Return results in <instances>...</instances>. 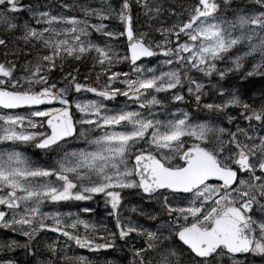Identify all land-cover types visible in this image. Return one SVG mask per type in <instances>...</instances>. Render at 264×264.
I'll return each mask as SVG.
<instances>
[{
	"label": "snow or ice",
	"instance_id": "obj_1",
	"mask_svg": "<svg viewBox=\"0 0 264 264\" xmlns=\"http://www.w3.org/2000/svg\"><path fill=\"white\" fill-rule=\"evenodd\" d=\"M59 7L0 0V227L22 237L0 239V264H95L117 238L126 264H264V92L246 79L264 80V0ZM95 198L110 227L74 203Z\"/></svg>",
	"mask_w": 264,
	"mask_h": 264
},
{
	"label": "flooded vegetation",
	"instance_id": "obj_2",
	"mask_svg": "<svg viewBox=\"0 0 264 264\" xmlns=\"http://www.w3.org/2000/svg\"><path fill=\"white\" fill-rule=\"evenodd\" d=\"M70 145H71V147L81 146L78 143H72ZM27 152H28V154H31L30 148L27 150ZM33 153H34L35 159L43 156V153L41 152V150L37 149V148L33 151ZM135 192H136V190H132V189L127 190L125 192L127 202H129L131 200L130 197ZM145 199L146 198L139 195V197L136 200H138L139 204H143L145 202ZM74 203L78 204L80 208H90L91 209L90 217L93 218L97 223L106 224L109 227L111 226L110 222H109V217H108V213H109L110 209L104 204V202L101 198H95L90 202H74ZM43 210L49 211V208L45 207ZM124 214L126 215L125 209H124ZM13 236L15 239L22 241V237L19 234H13L10 229H4V228L0 227V239H4L6 237H13ZM55 238H56V234L52 233L50 231L47 233H41L40 234V240L41 241H47V240H51V239H55ZM60 239L64 240L63 237H60ZM115 244L117 247L115 249L110 250V251H98V252H95L91 255H89V253H87V252L81 251L79 254L89 255V258L92 259L95 262V264H96L97 259L100 262H104L113 255V252L117 251V253H119V251H120L119 246L122 245V241H120L117 238L115 241ZM33 246L35 248H39V242H34ZM125 246H127V245H125ZM40 251H43V250L40 249ZM76 251H78V246L70 245L69 250H68V255H72L73 252H76ZM14 255L19 257V259H21V260L27 259V257H25V255H24L22 249L14 250ZM248 259H249V264H261V259L259 256L249 257Z\"/></svg>",
	"mask_w": 264,
	"mask_h": 264
},
{
	"label": "rangeland",
	"instance_id": "obj_3",
	"mask_svg": "<svg viewBox=\"0 0 264 264\" xmlns=\"http://www.w3.org/2000/svg\"><path fill=\"white\" fill-rule=\"evenodd\" d=\"M64 2H66V3H72V0H64ZM78 2L79 3H84V0H78ZM58 4H60V0H58ZM53 6L55 8V13H59L60 12L59 5H58V7L55 4ZM65 14H72L71 13V10H65ZM92 38L93 39H96V36L93 35ZM152 63H155V61H152ZM113 70L114 71H126V70H128V68L120 69V68H115L114 67ZM246 70L247 69H245V71ZM243 75H244L243 72L239 73V75L230 74L222 82L223 83V86L225 87V89H228L230 87H236V86H238L236 82L239 80V77L240 76H243ZM246 79L249 80L250 82H254V85L251 88V90L247 93V96L249 98H251L252 95H253V93H255L256 97L259 98L261 96V93L264 92V80L260 79L259 77H246ZM209 80L211 81L212 84H214V83H216V77L213 76V77H210V78H208V79L205 80L206 89L209 92V96H211V94H212V88H211V86L209 84ZM89 98H91V97H89ZM121 102L122 101H116V104H119ZM250 102H252V101L250 100ZM255 102L256 103H259V99H257ZM232 114H235V113H232ZM0 147H3L2 142H0ZM70 147H71V145H70ZM26 154H28L27 151H26ZM28 155H30V154H28ZM138 197H139V195L137 194V192H135L134 194L131 195V197H130L131 200L129 202H127V207L125 208L126 216H130L131 219H133V220H135V221H137L139 223H145V221H146L147 218L144 217V216L138 215V213L143 212V211H146V210H150L152 208V202H150L147 199H145V202L143 204H139L138 200H136ZM133 205H136L137 206L136 210L135 211H129V209H131V207ZM145 226H148V225L145 224ZM136 243H140V242L139 241H136ZM127 247L128 246H125L124 245L125 250L127 249ZM121 259H123L124 262H125V264H126L127 257L124 256V253L121 252V251H119V253H117V251H116V252H113V255L109 259H107L106 261H108V260L118 261V260H121ZM100 263L103 264V262H100L97 259L96 260V264H100Z\"/></svg>",
	"mask_w": 264,
	"mask_h": 264
},
{
	"label": "trees",
	"instance_id": "obj_4",
	"mask_svg": "<svg viewBox=\"0 0 264 264\" xmlns=\"http://www.w3.org/2000/svg\"><path fill=\"white\" fill-rule=\"evenodd\" d=\"M25 2H27V0H25ZM184 2H186V0H176V3L177 4H183ZM40 3H42V4H45V3H47V4H49V5H51L53 8H54V4L58 7V0H40ZM55 9V8H54ZM179 10V9H178ZM21 15L24 17V18H26V14H24V13H21ZM115 68H120V69H124V68H128V65H126V64H121V65H117V66H115ZM66 70H67V68H66ZM87 71H88V69L86 68V67H84L83 65H81L80 66V68H79V72L81 73V74H85V73H87ZM57 79H59V77H57ZM122 99L123 98H120V97H118L117 99H116V101H122Z\"/></svg>",
	"mask_w": 264,
	"mask_h": 264
},
{
	"label": "bare ground",
	"instance_id": "obj_5",
	"mask_svg": "<svg viewBox=\"0 0 264 264\" xmlns=\"http://www.w3.org/2000/svg\"><path fill=\"white\" fill-rule=\"evenodd\" d=\"M244 0H234V3H243Z\"/></svg>",
	"mask_w": 264,
	"mask_h": 264
}]
</instances>
